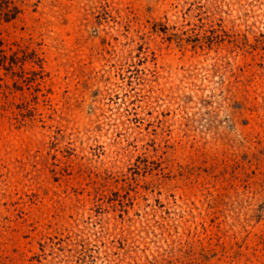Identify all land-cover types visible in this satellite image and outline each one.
Returning a JSON list of instances; mask_svg holds the SVG:
<instances>
[{
    "label": "rangeland",
    "instance_id": "rangeland-1",
    "mask_svg": "<svg viewBox=\"0 0 264 264\" xmlns=\"http://www.w3.org/2000/svg\"><path fill=\"white\" fill-rule=\"evenodd\" d=\"M0 264H264V0H0Z\"/></svg>",
    "mask_w": 264,
    "mask_h": 264
}]
</instances>
